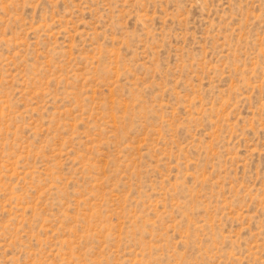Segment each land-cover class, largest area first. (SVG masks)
Wrapping results in <instances>:
<instances>
[{
  "label": "rangeland",
  "instance_id": "374dc122",
  "mask_svg": "<svg viewBox=\"0 0 264 264\" xmlns=\"http://www.w3.org/2000/svg\"><path fill=\"white\" fill-rule=\"evenodd\" d=\"M0 264H264V0H0Z\"/></svg>",
  "mask_w": 264,
  "mask_h": 264
}]
</instances>
